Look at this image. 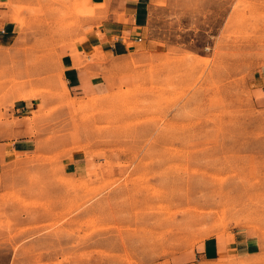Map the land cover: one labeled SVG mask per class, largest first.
Wrapping results in <instances>:
<instances>
[{"label": "rangeland", "instance_id": "374dc122", "mask_svg": "<svg viewBox=\"0 0 264 264\" xmlns=\"http://www.w3.org/2000/svg\"><path fill=\"white\" fill-rule=\"evenodd\" d=\"M88 8L0 0V128L35 144L0 178V264H214L197 250L237 231L254 254L220 264H264V0H161L78 95L61 58Z\"/></svg>", "mask_w": 264, "mask_h": 264}, {"label": "crops", "instance_id": "0c3cea01", "mask_svg": "<svg viewBox=\"0 0 264 264\" xmlns=\"http://www.w3.org/2000/svg\"><path fill=\"white\" fill-rule=\"evenodd\" d=\"M88 1L94 8L84 10L83 15L94 16L88 19L92 24L91 32L79 45L66 50L61 58L63 81L68 90L78 95L108 89L113 64L129 58L147 44L152 10L161 0ZM14 29L11 22H0V47L11 43ZM261 91L263 95L259 101L264 107V86ZM34 147L32 138L27 135L12 138L0 128V178L16 158L32 153ZM254 248L250 236L237 231L230 237L215 236L206 240L197 250L196 257L208 263H227L231 258L251 257Z\"/></svg>", "mask_w": 264, "mask_h": 264}, {"label": "bare ground", "instance_id": "6f19581e", "mask_svg": "<svg viewBox=\"0 0 264 264\" xmlns=\"http://www.w3.org/2000/svg\"><path fill=\"white\" fill-rule=\"evenodd\" d=\"M123 212H124V211H123ZM120 220H121V219H120ZM120 220H119V221H120ZM124 221H125V220H124ZM128 221H129V220H128ZM121 222H122V221H121ZM126 223H127V222H126Z\"/></svg>", "mask_w": 264, "mask_h": 264}]
</instances>
